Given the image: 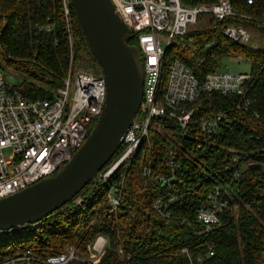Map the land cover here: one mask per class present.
<instances>
[{
	"label": "trees",
	"instance_id": "obj_1",
	"mask_svg": "<svg viewBox=\"0 0 264 264\" xmlns=\"http://www.w3.org/2000/svg\"><path fill=\"white\" fill-rule=\"evenodd\" d=\"M233 4L237 12L264 20V0ZM71 7L74 53L64 0H0V69L17 71L18 88L30 98H54L71 61L103 76ZM227 22L243 24L250 37L229 38L223 31ZM177 57L200 81L219 70L223 58L243 57L252 65V78L243 95L203 93L188 104L195 111L186 130L173 119V124L166 122V130L151 131V142L143 144L132 165L121 166L108 183L95 177L42 221L0 234V257L12 253L3 248L8 242L16 251L31 248L41 258L61 253L65 246L89 254L90 245L104 235L108 241L96 264H264V26L241 17L219 21L210 16V26L188 32L168 47L165 71ZM217 115L223 116L220 126L204 131L202 120ZM171 149L180 167L168 187L144 175L143 169L151 165L154 174L171 176ZM113 180L123 183V197L114 210L108 196ZM215 183L228 206L213 229L204 232L199 214ZM171 194L177 202L167 217L153 201Z\"/></svg>",
	"mask_w": 264,
	"mask_h": 264
},
{
	"label": "built area",
	"instance_id": "obj_2",
	"mask_svg": "<svg viewBox=\"0 0 264 264\" xmlns=\"http://www.w3.org/2000/svg\"><path fill=\"white\" fill-rule=\"evenodd\" d=\"M113 2L142 53L145 77L143 102L124 143L118 154L96 176L105 183L121 166L130 167L142 151L143 144L151 142L154 121L165 128L166 122L173 124L174 119L186 130L195 111L188 104L197 101L203 93H246L247 83L252 78L250 72L219 69L209 72L204 81H200L193 69L179 57L172 60L165 71V53L176 38L197 30L199 25L210 26V16L219 21L241 17L264 26V20L237 12L233 0ZM248 2L252 3L253 0ZM201 15L205 16L200 18ZM64 17L74 53L71 0H64ZM223 31L233 40L243 41L250 37L249 30L241 23L227 22ZM17 76L18 72L13 68L0 69V198L57 173L62 165L70 161L88 138L102 111L107 93L103 76L79 69L73 61L63 85L56 90L52 99L26 96L18 88ZM222 118V115L204 118L202 129L213 132L220 126ZM156 130L161 129L158 127ZM170 154L168 163L174 169L171 176L154 174L151 165L144 166V175L171 187L180 164L173 157V149ZM212 189L209 202L203 205L199 214L204 232L213 229L220 220V211L228 206L221 186L215 183ZM108 196L113 210L116 209L123 197V183L114 184ZM176 202L177 197L173 194L169 197L158 196L153 201V207L171 217V206ZM9 232L0 231V234ZM107 241L106 236L99 235L90 245L89 254L78 247L65 246L61 253L46 258L39 257L31 248H25L1 256L0 264H96ZM209 247L210 254H214L213 246ZM184 251L188 252L187 249ZM120 252L123 253L122 248ZM197 260L202 262L203 257L199 256Z\"/></svg>",
	"mask_w": 264,
	"mask_h": 264
},
{
	"label": "water",
	"instance_id": "obj_3",
	"mask_svg": "<svg viewBox=\"0 0 264 264\" xmlns=\"http://www.w3.org/2000/svg\"><path fill=\"white\" fill-rule=\"evenodd\" d=\"M106 81L102 111L88 138L57 173L0 198V231L36 224L70 202L122 147L143 102L144 63L113 0H71Z\"/></svg>",
	"mask_w": 264,
	"mask_h": 264
},
{
	"label": "rangeland",
	"instance_id": "obj_4",
	"mask_svg": "<svg viewBox=\"0 0 264 264\" xmlns=\"http://www.w3.org/2000/svg\"><path fill=\"white\" fill-rule=\"evenodd\" d=\"M204 16L205 15H201L200 18H202ZM200 26L201 25H199L198 28ZM0 63H3L2 58H0ZM251 66L252 65H251L250 61H248L246 59H241V58H238V57H225L222 60V64H221V68L220 69L229 70V71H232V72H250L251 71ZM79 69H81V68H79ZM2 70H4V69H2ZM158 127H160V129L162 131L163 130H166L163 127V124H160V123L154 121L153 122L152 131L156 130ZM114 183H115V180H113V182H112L111 189L113 188V184ZM79 201H81V200L79 199ZM20 245H22V244L20 243ZM3 248L5 249L6 252H16V250H15L14 245L12 244V242H10V243L8 242L6 244V246L3 247Z\"/></svg>",
	"mask_w": 264,
	"mask_h": 264
}]
</instances>
